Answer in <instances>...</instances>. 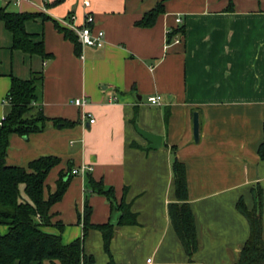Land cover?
<instances>
[{"label":"crops","instance_id":"1","mask_svg":"<svg viewBox=\"0 0 264 264\" xmlns=\"http://www.w3.org/2000/svg\"><path fill=\"white\" fill-rule=\"evenodd\" d=\"M54 1L0 0L7 10L45 16L27 20L25 29L38 35L51 55L44 59L13 49L12 34L0 20V120L10 109L11 77L27 79L33 72L43 74L35 106L49 118L40 132L9 135L6 164L26 167L40 156L60 158L46 176L43 195L47 198V183H55L60 172L71 176L50 209L53 221L63 223L64 216L80 225V230L63 229L64 243L82 235L77 217L85 201L92 224L110 221L114 206L87 189L89 175L112 186L116 202L136 215L134 225L113 226L109 250L115 264H234L249 237L237 202L252 209L256 186L262 189L264 240V160L258 155L264 124V0H162L164 10L149 26L136 22L161 0ZM86 12L93 29L103 30L105 43L79 44L77 53L55 23L71 30L68 24L82 25ZM155 94L161 96L159 106L147 101ZM77 97L86 104H71ZM55 118L73 124L56 125ZM136 126L160 135L161 145L148 148ZM174 157L185 165L194 216L197 249L190 257L167 210L176 199ZM82 164L92 170L72 175L71 169ZM6 230L0 226L1 233ZM45 230L58 233L54 226ZM83 250L93 255V264H107L98 230L88 231Z\"/></svg>","mask_w":264,"mask_h":264},{"label":"trees","instance_id":"2","mask_svg":"<svg viewBox=\"0 0 264 264\" xmlns=\"http://www.w3.org/2000/svg\"><path fill=\"white\" fill-rule=\"evenodd\" d=\"M59 1L55 0L53 3ZM163 10L161 0L136 24L151 25ZM40 16L45 17L41 13L10 11L7 10L6 5L0 6V20L12 34V48L49 59L51 55L45 52L42 39L25 29L27 20ZM55 26L65 38L73 42L74 49L78 53L79 43L73 31L57 23ZM172 34L173 32L168 34V40ZM42 79V72H33L27 79L12 76L6 94L10 109L0 120V226L7 227L6 232H0V264H93V255L86 254L83 250L84 239L90 229L101 233L103 247L108 255L107 264H115L109 250L113 226L114 224L134 225L136 215L123 201L116 202L112 186L106 187L101 180L95 181L86 174L87 189L105 196L111 206L120 211V216L116 223L109 221L103 224H92L90 222L91 207L85 201L83 213H79L77 217V222L82 225V235L64 243L61 237L63 223L61 221L52 223L50 209L63 197L71 176L60 172L55 191L47 198L43 195L46 176L60 162V158L53 155L40 156L29 161L26 167L6 164L9 135L15 133L28 136L31 133L40 132L49 120L42 109L35 106ZM52 121L60 126L73 124L71 121L58 118ZM175 150L176 147L172 146L173 154ZM258 155L261 160H264V124L263 141L258 147ZM171 168L176 199L168 204V216L186 254L190 257L197 249V239L194 216L187 201L185 165L174 157ZM252 192L255 202L252 209L248 210L242 200L237 202V209L248 222L249 237L234 264H264V240L261 235L262 189L256 186ZM48 226L56 227L58 233L46 231L45 227Z\"/></svg>","mask_w":264,"mask_h":264},{"label":"built area","instance_id":"3","mask_svg":"<svg viewBox=\"0 0 264 264\" xmlns=\"http://www.w3.org/2000/svg\"><path fill=\"white\" fill-rule=\"evenodd\" d=\"M6 4L8 3H17L18 0H4ZM85 6H88V3L85 2ZM73 18V16H71ZM175 21L181 22V18L177 17ZM93 17L89 12H86L84 14V21L83 24L80 26H74L71 24H68L69 28L75 33L76 39L82 46H90V47H102L105 43L104 41V32L103 30L97 29L94 30L92 27ZM171 30L169 29L167 33H170ZM179 38H175L173 42L177 43L179 42ZM112 100L115 99V97H111ZM148 103L153 106H159L161 105V96L158 94L149 96L147 99ZM71 104L82 107L86 104V99L84 97H77L73 100H71ZM84 118H88L89 123H93L94 119L90 116V114H85ZM92 167L89 165L82 164L79 167L71 169L72 175H85L87 172L91 171Z\"/></svg>","mask_w":264,"mask_h":264},{"label":"water","instance_id":"4","mask_svg":"<svg viewBox=\"0 0 264 264\" xmlns=\"http://www.w3.org/2000/svg\"><path fill=\"white\" fill-rule=\"evenodd\" d=\"M137 132L148 142V148L155 149L161 145V136L157 134L150 133L144 129L139 128L136 126ZM199 138V119L198 113H193V139L197 141ZM120 213L114 207L111 213L110 221L114 222L117 220V217Z\"/></svg>","mask_w":264,"mask_h":264},{"label":"rangeland","instance_id":"5","mask_svg":"<svg viewBox=\"0 0 264 264\" xmlns=\"http://www.w3.org/2000/svg\"><path fill=\"white\" fill-rule=\"evenodd\" d=\"M8 9L9 10H12L13 8H12V6H10V7H8ZM53 184H56V182L54 183V180H53V182H52ZM52 183H47V187H46V190H47V193H48V195L50 194V193H53L54 191H55V188L53 189V186H52ZM50 186V187H49ZM52 214V213H51ZM53 216V215H52ZM51 221H52V223H55L56 222V220H52V218H51ZM76 228V227H78L79 228V230H80V225L79 224H77L76 222L74 223V222H68L66 219H65V217L63 216V229H69V228ZM81 236V235H80ZM80 236H78V237H80Z\"/></svg>","mask_w":264,"mask_h":264}]
</instances>
